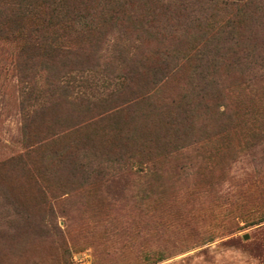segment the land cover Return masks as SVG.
Segmentation results:
<instances>
[{
	"label": "rangeland",
	"instance_id": "rangeland-1",
	"mask_svg": "<svg viewBox=\"0 0 264 264\" xmlns=\"http://www.w3.org/2000/svg\"><path fill=\"white\" fill-rule=\"evenodd\" d=\"M247 12L230 42L228 13L201 0L165 38L134 17L136 33L89 43L71 30L89 18L0 34V264H264V125L248 130L264 118V3ZM139 37L145 65L114 75L117 44ZM60 71L84 87L52 96L46 75Z\"/></svg>",
	"mask_w": 264,
	"mask_h": 264
},
{
	"label": "trees",
	"instance_id": "trees-1",
	"mask_svg": "<svg viewBox=\"0 0 264 264\" xmlns=\"http://www.w3.org/2000/svg\"><path fill=\"white\" fill-rule=\"evenodd\" d=\"M77 0H0V34H13L15 32L22 33L28 32L29 28H24V22L29 20L32 21L35 18H40L43 15H49L50 17L55 16L60 18L62 21H58V24L63 25L67 22H80L82 19L89 18L86 22L82 23L79 30H73L72 33H78L79 36L85 37V40L89 43V39L93 36L105 35L111 30H115L113 26H119V31L122 34H133L136 33L134 26L125 25L124 22H129L130 17H134L135 20L142 23L146 27L147 31L154 32L160 38H165L164 34L169 28H172L170 24L177 19L185 16L187 11H190V7L197 3V0H81V2L88 5H93L90 13L81 14L80 11H75L72 8L73 2ZM210 5L212 8L216 9L218 12L223 11L228 13V19L223 24L226 33L227 40L230 42L235 38H240L243 35L242 25L248 23L247 10L257 4H263L264 0H201ZM147 3L148 7L145 10H141L140 7H134L136 3ZM181 4V5H180ZM176 6L177 13L170 12L171 8ZM140 6V4H139ZM135 9V11L132 10ZM126 20V21H123ZM141 27V30L144 27ZM213 25H211V28ZM174 29V28H172ZM28 35H26L27 37ZM31 41V40H30ZM29 46H37L40 42L31 41ZM84 42V41H83ZM83 42L72 44L74 47L81 46L80 50L84 51ZM40 48L44 50L45 54H53L62 56L71 55L74 52H79L78 48L65 44H56L57 46H47L41 42ZM142 40L139 37V44L132 45L130 41L125 40L119 42L116 46L114 60L119 63L120 68L116 67L110 71L115 75L116 73L124 72L130 74L133 70L141 69V65H145L148 57L142 55ZM164 51V56L159 53H155V57L158 62V68L162 71H167L172 56L166 49ZM167 51V53H166ZM246 52V49L243 48ZM241 50L239 53L243 56L239 57L240 64H248L252 61V57L248 54L243 53ZM83 53V52H82ZM239 54V55H240ZM89 57V56H87ZM87 57H85L87 59ZM72 58V57H71ZM81 62H85L82 58ZM128 64L129 69H126ZM84 65V63H82ZM97 65H85L81 69H76L82 76L86 73L92 72ZM111 65H109L110 67ZM115 67V65H114ZM126 69V70H124ZM70 72H54L50 75H46L45 84L49 88V92L52 96L60 95L63 97H68L72 94L75 87H84L81 83V77L78 79L71 78L68 76ZM27 82L30 85L31 93L30 96L38 99L40 97V88L37 87L38 80L32 75L27 77ZM129 79V78H127ZM80 81V82H79ZM78 83V84H76ZM75 85V86H74ZM264 125V118H257L251 123L248 130H260L261 126ZM41 192V191H40Z\"/></svg>",
	"mask_w": 264,
	"mask_h": 264
},
{
	"label": "water",
	"instance_id": "water-1",
	"mask_svg": "<svg viewBox=\"0 0 264 264\" xmlns=\"http://www.w3.org/2000/svg\"><path fill=\"white\" fill-rule=\"evenodd\" d=\"M243 238H244L245 240L248 239V235H245Z\"/></svg>",
	"mask_w": 264,
	"mask_h": 264
}]
</instances>
